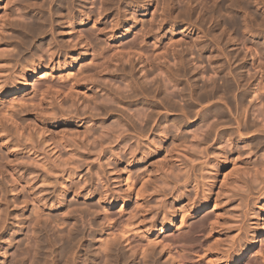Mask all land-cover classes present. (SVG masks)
Segmentation results:
<instances>
[{
  "label": "clouds",
  "instance_id": "obj_1",
  "mask_svg": "<svg viewBox=\"0 0 264 264\" xmlns=\"http://www.w3.org/2000/svg\"><path fill=\"white\" fill-rule=\"evenodd\" d=\"M24 3L25 0H8L7 8L15 12ZM52 3L45 0L39 6L47 10L40 13L47 15V20L13 25L23 29V38L11 37L18 41V51L0 71V111H11L13 116L0 122V136L7 137L0 142V149L11 141L30 158L35 153V158L47 165L43 176L39 172L25 176L15 170L14 177L7 170L8 153L0 150V264H128L131 256L125 248L114 245L104 249L95 240L107 223L106 219L101 222L98 214L111 204L110 197L129 195L128 188L121 186L123 181H114L112 173L149 164L172 142L189 146L187 155L170 153L171 170L152 166L154 179L144 193V203L148 205L144 211L160 216L161 224H171L174 217L191 213L196 206L194 197L203 199L209 195L220 169L234 163L232 157L238 154L249 172L236 178L235 182L243 187L230 193L229 199L238 200L240 205L235 244L245 241L249 230L260 223L257 209L264 199V139L251 144L245 140L252 131L264 130V119L253 117L248 122L221 117L230 111L229 104L235 106L236 93L255 77V72L246 77L237 67L242 57L251 59L264 87V0H60L67 7L64 13H52ZM77 8L78 15L74 14ZM104 13H111L110 20L102 21ZM149 14L151 18L145 19ZM53 17L61 27L85 26L77 32L84 45L78 55L73 56L69 52L71 45L57 39L59 33L52 31L50 23ZM138 25L142 27L137 30ZM44 33L52 34L47 44L41 40ZM180 34L184 38L167 47L166 62L142 59L138 69L121 60L115 69L122 74L121 89L98 80L99 86L91 89L93 99L81 97L74 108L66 107L69 101L63 95L45 96L43 110L30 106L41 100L42 89L35 88L37 82L45 88L57 80L70 84L73 78L66 73L89 49L99 56L110 53L114 43L131 40L126 47L143 49L150 57L171 36ZM110 59L108 56L104 62ZM85 67L98 72L102 65ZM137 71L141 75H136ZM154 72L156 78L149 79ZM9 94L20 95L28 103L9 104ZM260 98L264 99V95ZM84 104L89 107L84 109ZM125 104L129 106L123 107ZM140 104L147 107H136ZM109 113L117 114V123L112 127L122 129L119 136L112 135L111 127L105 123ZM30 114L46 128L71 121L86 125L87 131L76 142L63 143L52 133L53 147L60 146L59 154H53L51 149H44V141L35 132L31 141L24 139ZM260 115L264 116V110ZM194 127L195 132L191 130ZM21 129H25L24 135ZM221 129L226 131L221 133ZM73 152L88 153L94 160L79 159L75 168H65L61 156ZM101 156L105 159L101 160ZM250 156L254 159L245 160ZM81 168L86 170L80 172ZM147 174L146 167L137 173ZM37 179H42L43 184L36 185ZM21 180L25 182L21 184ZM26 205H31L27 215ZM13 208L22 210L10 216ZM211 219H206L205 229ZM82 244L77 260L75 252ZM152 264H157L155 256Z\"/></svg>",
  "mask_w": 264,
  "mask_h": 264
},
{
  "label": "rangeland",
  "instance_id": "obj_2",
  "mask_svg": "<svg viewBox=\"0 0 264 264\" xmlns=\"http://www.w3.org/2000/svg\"><path fill=\"white\" fill-rule=\"evenodd\" d=\"M1 1V0H0ZM38 1V2H37ZM43 0H36V1H34V0H25V3H24V7H16L15 8V12H13L12 13V15H14L13 17L14 18H17L16 20L18 21L19 19V21H31V19L30 18H33L32 20H35L36 21V19H38V18H40V19H44V15H39V13H42V12H44V13H46L47 12V10L46 9H43V8H41V7H38V5L41 3H43V2H45V1H43ZM6 1H1L0 2V12H1V10L4 8V6L3 5H5L4 3H5ZM32 2H34V3H32ZM57 2V5L55 4ZM36 3H37V6H36ZM54 3V4H53ZM52 3V7H51V10H52V12L53 13H56V12H61V13H64V12H67V7H65V6H63V7H60V6H62L60 3H58V0H54V2ZM34 4V5H33ZM40 4V5H41ZM59 4V5H58ZM28 5V6H27ZM39 5V6H40ZM54 5V6H53ZM1 6H3V7H1ZM35 6H36V8H35ZM56 6V7H55ZM58 6V7H57ZM55 7V8H54ZM32 8V9H31ZM54 8V9H53ZM60 8V9H59ZM62 8V9H61ZM5 9V8H4ZM38 9V10H37ZM41 10H44V11H41ZM3 11H5V10H2V12ZM54 11H56V12H54ZM152 11V13H154L155 12V8L153 7V9L151 10ZM0 13V21H2V17H4V16H2L1 14H3V13ZM18 12H21V13H18ZM36 13V14H35ZM18 15L19 16V18L18 17H15V15ZM19 14H21V15H19ZM74 14H76V15H78L79 14V8H77L76 10H75V13ZM39 15V16H38ZM36 16L38 17V18H36ZM21 17V18H20ZM26 17V18H25ZM42 17V18H41ZM10 18H11V16H10ZM13 18V19H14ZM26 20H25V19ZM45 18H47L46 17V15H45ZM110 18H111V13H104V15H103V17H102V21H104V20H110ZM145 19H150L151 18V14H149V16H147V17H144ZM5 19V21H4V23L2 24V22H0L1 24L0 25H2V26H0V33L1 32H3L4 31V33H1L0 34V48H1V46L3 47L4 46V48L2 49V50H4L5 51V54L7 53V55L8 56H6L5 55V60L3 59V60H0V71H2L3 69H4V67L5 66H7L10 62H11V58H12V56H13V54L16 52V51H18V49H17V43H18V41L17 40H15V39H11V37H15L16 35L18 36L19 35V32H17V31H15L17 28H20V27H11V29L7 26V22H6V19H7V17H5L4 18ZM12 19V18H11ZM43 19H42V21H43ZM48 19V18H47ZM46 19V20H47ZM53 22L51 23L52 25V28L55 30H53L52 29V31L53 32H56V33H59V35L57 36V39L58 40H62V41H64V42H66L67 44H69V45H71V48L69 49V52L73 55V56H76V55H78L81 51H82V49H83V47H84V45L82 44V38H81V36L80 35H77V32H82L83 30H84V25H80V24H76V25H74V26H63V27H61V26H59V25H57L56 23H55V18L53 17ZM16 21V22H17ZM22 21L20 22V23H22ZM6 22V23H5ZM15 22V23H16ZM5 24V25H4ZM99 26V25H98ZM140 26L141 25H139L138 26V29L140 28ZM168 26V24H167V22L165 23V27H167ZM12 28H13V31H12ZM5 29V30H4ZM8 30V31H7ZM18 30H21V28L20 29H18ZM6 31V32H5ZM117 31V33H119V29L118 30H116ZM17 33L16 35L15 34H12V33ZM12 34V35H11ZM7 36V37H9V39H2L3 37H5V36ZM51 33H47V34H44L42 37H41V40L45 43V44H47V43H49L50 41H51ZM1 36H3V37H1ZM19 37V36H18ZM175 38V37H177V38H179V40H180V38H184L183 36H182V34H180V35H175V36H171L169 39H168V41H166V43H165V45L166 46H170V45H172L171 43L172 42H174V41H172L171 42V40H172V38ZM150 40H151V37H148ZM173 38V39H174ZM175 39V40H177L176 41V43L179 41L178 39ZM7 40V41H6ZM169 40H170V42L171 43H168L169 42ZM121 41L122 40H120V41H118V43L120 42L121 43ZM37 43H40V41L38 40L37 41ZM117 42L115 43V47L113 46L112 48H113V51H112V54H110V53H107L108 55H110V57H111V59H112V61H109L110 63H108V65L109 66H107V67H104V65L106 66L107 65V63H105L104 65H103V67H101L99 70H98V72H96V73H94L93 71H91V70H89L88 68H86L85 67V65H88V64H92L91 62V58L93 57V54H94V52H93V50L92 49H89V51H88V54H85V55H81L80 57H79V61L76 63V64H74L73 66H72V69L70 70V71H68L67 73H66V75L67 76H69V77H71V78H73L72 80H71V83L70 84H73L74 86H73V88H75V90L74 89H69V91H68V93L66 92V95H65V93H63L62 95H63V97H65V99L66 100H68L69 101V103L66 105V107H68V108H74L75 107V104L77 103V102H81V97H85L84 99H87V100H92L91 98H93L94 96H95V93L91 90L92 88H94V87H98L99 86V84L97 83V81L99 80V81H103L104 82V84H111L112 86H114L115 88H117V89H121L122 88V85H121V75L122 74H120V73H118L117 71H115V69L116 68H118L119 66H120V62H121V60H124L125 61V65L126 66H128V65H132L133 63H134V65H135V67L136 68H140V66H141V59H147L146 58V56L144 57V58H140V55H138V53H136V51L134 50V49H131V51H132V53L130 54L129 53V49L127 50V48H126V50L123 48V46H121V48H119V44H118ZM167 43H168V45H167ZM119 45V46H116V45ZM174 44V43H173ZM114 45V44H113ZM165 45H162L163 46V48H166V49H161V52H158V54L159 53H161L160 55L161 56H165V54L164 55H162L163 54V50H165L166 51V56L167 57H162L161 58V56H160V58L158 59V57H157V60H156V62H159V63H163V62H166L167 60V58H168V52H167V47H165ZM161 46V47H162ZM10 47V48H9ZM116 47H118V48H116ZM160 47V48H161ZM10 49L9 51L10 52H6V49ZM115 48V49H114ZM159 48V49H160ZM7 49V50H8ZM120 49H122V50H120ZM125 50V52H124V50ZM133 50H134V53H133ZM164 51V52H165ZM118 52H120V53H118ZM117 53V54H116ZM124 53H128V54H130V55H127V54H124ZM137 55H136V54ZM103 54H106V53H103ZM105 55L106 57L108 56V55ZM132 54H133V56H132ZM152 54V53H151ZM154 54V53H153ZM157 54V52H156V55L154 54V55H151L150 57L151 58H148L149 60L151 59L152 61H153V59H155L156 57L155 56H157L158 55ZM94 56H95V54H94ZM128 56H130L129 58H128ZM138 56V57H137ZM90 57V58H89ZM97 57H100V56H97ZM153 57H155V58H153ZM135 58H136V60H135ZM153 58V59H152ZM165 58V59H164ZM242 58H243V60H242ZM241 58V61H243V62H240V63H242V64H238L237 65V67L239 68L240 67V69L244 72H246L247 71V75H248V73H249V75L250 76H252V73H254L255 72V77L253 78V79H251V81H250V83L246 86V87H244L243 89H244V91H240L239 93H243V94H245L244 92H246V91H248V92H246L247 93V96H246V94H245V96L247 97V98H244V95L243 94H241V96H240V94H238V93H236V99L237 100H235V106L237 105V103L239 102V106L237 105V109L235 108V106H233L232 104V106H230L231 108L233 107V110L235 111V113H231V112H233L232 111V109H230V107H228V109H230V111H227L226 112V114H224V117H226V119H229L230 117L229 116H231L232 118H235L234 116H235V114L237 115V112H238V109H239V114L240 115H237V117L238 116H242L241 115V113L243 114L244 113V111L246 110V112L244 113V119L246 120V119H248V120H250V121H252V118H253V115H254V117L256 116V114L258 115V120L259 119H264V116H263V118H262V116L260 115V111L261 110H264V102L262 103V102H260V101H264V99H261V98H258L257 99V97L259 96V94H260V91H257V88H258V86H259V84H258V82H260L261 80H262V77H261V75H260V73H259V71H257V70H255L254 69V67H253V63H252V61H251V59L250 58H244V57H242ZM8 59V60H7ZM110 59V60H111ZM133 59V60H132ZM147 59V60H148ZM132 60V61H131ZM151 60L149 61L150 63H151ZM248 60V61H247ZM155 61V60H154ZM153 61V62H154ZM244 63V64H243ZM2 65V66H1ZM239 65H241V66H239ZM245 67H244V66ZM145 67H147V65L145 66ZM243 67V68H242ZM247 67V68H246ZM244 68H245V70H244ZM248 69V70H247ZM103 70V71H102ZM81 71H83V72H81ZM100 71H102V72H100ZM100 72V73H99ZM245 72H244V75H245ZM251 72V73H250ZM92 73V74H91ZM90 74V75H89ZM96 74V75H95ZM136 75H141V72L140 71H137L136 73H135ZM156 73L154 72L153 73V76H151V77H149V79H154V77L156 78ZM247 75H245V76H247ZM85 76V77H84ZM259 76V77H258ZM29 79H32V77H31V75H29V77H28ZM261 78V79H260ZM260 80V81H259ZM87 87V88H86ZM250 88V89H249ZM242 89V90H243ZM248 89V90H247ZM82 90H84V92L82 91ZM20 90H16V92H19ZM74 91V92H73ZM85 91H86V94H85ZM256 91V92H255ZM70 92H73V95L72 96H69V93ZM87 92H88V94H87ZM90 92V93H89ZM251 92V93H250ZM257 92H259V94L257 93ZM79 93V94H78ZM255 93H257L258 95H256ZM48 93L46 92V93H44V94H42V95H40V97H41V100H43V103L40 105V106H38V109L40 108V110H43V107H44V104L46 103V101H45V96H49L50 97V95H47ZM239 95V97H243V101L246 103L247 102V104L249 103V105H248V107L246 108V107H243L242 105H243V101L241 100V98H239L238 97V95ZM250 94V95H249ZM15 94H9V96H8V98H7V100H6V102L7 103H9V104H14V103H16L17 101L21 104V105H26L28 102L27 101H25L24 99L23 100H18L17 98H15L13 101H12V97L14 96ZM17 95V94H16ZM69 97H68V96ZM92 95V96H91ZM94 95V96H93ZM256 97H255V96ZM70 97H72V98H70ZM89 98V99H88ZM238 98H239V100H238ZM254 98V99H253ZM245 99H246V101H245ZM242 101V103H241V101ZM260 100V101H259ZM237 101V102H236ZM105 102V101H104ZM107 102V101H106ZM244 103V104H245ZM260 103H262V105H263V107L262 106H259L260 108L262 107V109L260 110L259 108H258V105L257 104H259L260 105ZM240 104H242V105H240ZM247 104H245L246 106H247ZM230 105V104H229ZM228 105V106H229ZM244 105V106H245ZM257 105V106H256ZM34 110L35 109H37V108H35V107H37V105H35L33 102L31 103V105H30ZM129 105L128 104H125V105H123V107H128ZM258 109V110H260V111H257L256 109H255V107ZM89 107V104H84V109H87ZM136 107H138V108H146L147 107V105H143V104H140V105H136ZM214 107V105L212 106V105H210V108H213ZM242 107V108H241ZM253 107H254V109H253ZM245 108V109H244ZM236 109V110H235ZM244 109V110H243ZM251 110V111H250ZM206 111H207V109H206ZM240 111H242V112H240ZM252 111H255L254 112V114L253 113H251ZM256 111H257V113H256ZM256 113V114H255ZM228 114V115H227ZM248 114V116H246ZM49 116H51V115H53V114H51V113H49L48 114ZM250 115H252V116H250ZM250 116V117H249ZM237 117L235 118L236 120H238L237 119ZM102 117H98V118H96V119H101ZM222 118V117H221ZM11 119H13V116H12V112L11 111H0V122L3 120V121H6V120H11ZM27 124L29 125V127L27 128V134L26 135H24V133H25V129H21V134L22 135H24V139L26 140V141H31L32 139H33V133L35 132L36 133V135L38 136V138L39 139H41V140H43L44 141V139H45V141H44V144L45 145H43V147H44V149H51L52 150V152H53V154H59V152H60V146H58V147H53V145H54V143L52 144V140L51 139H49V137H50V135L52 134V133H55V135L57 136V137H60L59 138V140H60V142L61 143H63V142H65V141H70V142H76L78 139H79V137H80V135L81 134H83L84 132H85V130H83V129H85V128H87L86 126H78V125H75V124H73V123H71V121H67V122H64V121H62L61 122V124H60V126H56V127H52V126H49V127H47V129H46V127L44 126V128L43 127H41V126H43V125H39V121L38 120H35L34 119V115L33 114H30V115H28L27 116ZM81 119H83V120H91L92 119V117H81ZM105 119V123H106V125H111V127H112V125H115V123H117V114H114V113H109V115H108V117L107 118H104ZM200 119V117H198L197 118V120H199ZM249 122V121H248ZM36 125H39V130H37L36 131V129H37V127H36ZM110 127V126H109ZM78 128V129H77ZM117 128V127H116ZM82 129V130H81ZM195 129V127L194 128H192V131H196V130H194ZM111 130H112V128H111ZM114 130H116L115 129V127H114ZM113 130V131H114ZM46 131H48V132H46ZM79 131V132H78ZM224 131H226L225 129L223 130V129H221V132H224ZM261 131V133L260 132H258V131H252V135H250L249 137H247L246 138V140H245V143H250V142H252V143H254L255 142V139L258 137V138H260V140H261V137H260V134H261V136H262V138L264 139V131L263 130H260ZM32 133V135H31V133ZM121 132H122V129H120L119 127L117 128V130L116 131H114V132H112L111 131V134L112 135H117V136H119V135H121ZM45 133V134H44ZM48 133V134H47ZM86 133V132H85ZM114 133V134H113ZM257 133V134H256ZM50 134V135H49ZM254 135H256V137L254 136ZM45 138H44V137ZM30 137V138H29ZM65 137V138H64ZM5 138H7L6 136H3V137H0V142H3V141H5L6 139ZM27 138H29V139H27ZM43 138V139H42ZM51 138V137H50ZM77 138V139H76ZM255 138V139H254ZM4 139V140H3ZM46 139H47V141H46ZM65 139V140H64ZM248 139V140H247ZM251 141H250V140ZM253 139V140H252ZM249 141V142H248ZM9 142V144L7 145L8 146V149L9 150H7V149H5L4 147L2 148V149H0V150H2L3 152H6V153H8V161H9V163L7 164V170L10 172V173H12L13 174V176H16V171L15 170H19V171H21V172H23L24 173V175L25 176H28V175H31V174H33V173H36V172H39L40 174H41V176H43L44 175V169L47 167V165L42 161V160H40V159H36L35 158V153H33V155H32V157L30 158L29 156H28V154H27V152L26 151H24L23 149H18L19 150V152H18V156H19V158L21 159H19V161L20 162H22V160L23 161H25V162H23V163H27L26 165L27 166H29L30 164H31V166H33L34 164H35V162H36V164L34 165V166H36L35 168H31V169H26V168H24V165L25 164H23V163H20L19 161H18V159H15V160H11V158H10V155H9V152H11V150H13L14 149V146L13 145H11V144H13L11 141H8ZM11 142V143H10ZM121 142H123V136H121ZM47 143V144H46ZM50 143V144H49ZM174 142H172L171 144H169L168 146H167V150L165 151V152H163V153H160L156 158H154L153 160H151V161H149V164H146V165H134L133 167H131V168H129V169H127V170H124V171H121V172H119V173H116V172H113L112 173V178H113V180L114 181H123V184L121 185L122 187H127L128 188V190H129V196H130V194L132 195V196H128V198H127V196H121L119 193L117 194V195H115V196H112V197H110V199H111V203H115V204H117L118 203V207H120V205H121V207L123 208V207H130V205H131V207H130V212L132 213V215H127V216H129L127 219H125L126 221H124V224L126 223V222H128V223H126L125 225H127V227L124 225L121 229H123L122 231L121 230H119L117 233H115V234H113L112 236H110L109 237V241L112 243V246H107L108 247V249H110V248H112L113 247V245H119L121 248H125L126 250H127V253L131 256V259H129L128 261V264H150L151 262H152V258L155 256V258H156V262L158 263V262H162V264H170V258H169V256H168V254H166L165 253V251L162 249L163 247L162 246H160L159 245V242H158V239H157V233L159 234V232L161 231L162 232V230H163V228H166V225L167 224H161V217L160 216H153L152 215V213L150 212V211H147V212H145L144 210L148 207V205H146L145 203H144V193H145V191L148 189V186L153 182V179H154V177H153V175H152V166H155V167H157V168H161V169H167V170H171V167H170V163H169V161H168V156H169V154H170V152H171V150L173 151V150H176V148L178 147V149H179V147H180V145L179 144H173ZM52 144V145H51ZM49 145V146H48ZM59 145V144H58ZM172 145H176L177 147L175 148V147H172ZM27 146V145H26ZM195 146V145H194ZM194 146H191V147H194ZM15 147H16V145H15ZM182 147V146H181ZM180 147V149L181 150H177V151H179L178 153H176V151H173V152H171V153H173L174 155H175V153H176V155H177V157H179L180 155H181V153H183L184 155H187V149L188 148H186L187 147V145H186V147L184 146V148L185 149H183V147L181 148ZM196 147V146H195ZM17 148V147H16ZM170 148H171V150H170ZM170 151H169V150ZM7 150V151H6ZM54 150V151H53ZM9 151V152H8ZM58 151V152H57ZM106 151V150H105ZM41 155H43V152H41ZM137 155L139 156L140 154L139 153H137ZM175 155V156H176ZM167 156V157H166ZM166 157V158H165ZM235 157V158H234ZM234 157H232V159H234L235 161H236V163L234 164V163H231V164H229V165H226V166H224L223 168H225L221 173H220V171H219V173H218V175L217 176H219V177H217L216 176V179H215V185H214V190L215 191H217L218 192V189L222 186L221 184L223 183V180L226 182V183H228L227 184V187H229V188H227L226 186H224L223 188V190H224V192H225V194H227V195H225L224 197H223V192H222V196H220L219 197V199H222V201H221V207L222 208H220L219 209V216H216L215 218H212V224H213V226L212 225H210V227H209V229L208 230H206V232H205V237H204V241H205V246H203V249H201L200 250V253L197 255L196 254V261H197V263H200V264H226V263H228V261L230 260V259H234L233 257H235V253L236 252H238L239 251V253H241V251L242 250H244V251H246L249 247L248 246H250L251 245V241H252V239L255 237V236H257V234H258V232L261 230V228H262V223H263V221H264V215L262 214V212H261V208H264V199H261L260 201H259V203H260V205H261V207L259 208V209H257V211H258V217H259V221H260V223H259V226H255V227H252L250 230H249V232H248V234H249V236H248V238L245 240V241H243L241 244H235V240H236V236H237V231H238V229H237V219H238V217H239V209H240V205H239V201L238 200H232V199H229L228 197V195H230L229 193H232V189H231V192H230V188H235V190L237 191L238 190V188L240 189V188H242L243 186H241L238 182H235L234 180H236V178L238 177V175L240 174L241 175V173L243 172V174L244 175H247L248 173H246V172H248V168H247V164L245 163L244 164V160L242 161V160H240V159H238L237 157H238V154H236V156H234ZM34 158V159H33ZM79 159H84V160H94V157H92V156H89V154L88 153H81V154H77V153H70L69 155H65V156H61V163H62V165L65 167V168H75L76 166H77V163H78V160ZM100 159L101 160H103V159H105V157L104 156H101L100 157ZM251 159H254V156H250V157H246L245 158V160H251ZM33 160L35 161L34 163H33ZM38 160V161H37ZM242 161V162H241ZM163 162V163H162ZM241 162V163H240ZM14 163V164H13ZM16 163V164H15ZM19 163H20V165H19ZM33 163V164H32ZM43 165H42V164ZM238 163H240V164H238ZM22 164H23V166H22ZM10 165V166H9ZM41 165L44 167H42L41 168ZM237 165V166H236ZM242 165V166H241ZM39 166V167H38ZM22 167V168H21ZM97 167V165L93 162V164H92V168H93V170H95V168ZM121 168L123 167V166H120ZM142 167H146V168H148V174L147 175H144V176H140V175H137V173H139L140 171H141V168ZM241 167V168H240ZM30 168V167H29ZM237 168V169H236ZM243 168H245V169H243ZM246 168H247V171H246ZM22 169V170H21ZM235 169V170H234ZM86 169H83V168H81V169H79V171L80 172H83V171H85ZM221 170V169H220ZM237 170H239V173H236V172H238ZM241 170V171H240ZM244 170V171H243ZM15 171V172H14ZM227 172V173H225V172ZM235 171V173H232V172H234ZM246 171V172H245ZM241 172V173H240ZM246 174H245V173ZM224 174H226V175H223ZM236 174H238V175H235ZM242 174V175H243ZM54 175V174H53ZM239 175V176H240ZM126 177H127V179H126ZM51 178V177H50ZM131 181H132V183H131ZM231 183H230V182ZM25 181L24 180H21L20 181V183L21 184H23ZM235 182V183H234ZM129 185H128V184ZM234 183V184H233ZM236 183H238L239 184V186H237L236 185ZM35 184L36 185H42L43 184V181H42V179H37L36 181H35ZM229 185V186H228ZM230 185H231V187H230ZM236 185V186H235ZM237 187V188H236ZM225 188H227V190L225 191ZM214 191V196H216V194H217V192H215ZM229 191V192H228ZM226 196H228V197H226ZM126 197V198H125ZM197 197V196H196ZM196 197L194 198V200L196 199ZM11 198V197H10ZM117 198V199H116ZM199 198H200V196H199ZM21 199H22V197H21ZM201 199V198H200ZM226 199V201L224 202V200ZM229 199V200H228ZM120 200V201H119ZM228 200V201H227ZM230 201V202H229ZM224 202V203H223ZM228 202V203H227ZM121 203V204H120ZM120 204V205H119ZM226 204H227V206H226ZM263 204V205H262ZM27 206V207H26ZM25 207L28 209V211L25 213L26 215L27 214H29L30 212H31V205H26ZM226 207H228L227 209H226ZM117 208V206L115 207V206H113L112 207V210H115ZM224 208L226 209V210H224ZM22 209H20V208H13L12 209V211L11 212H9V215L10 216H13V215H17L20 211H21ZM129 212V211H128ZM102 212H99V214H98V219H100V220H102L101 222H103L104 221V219H103V216H102V214H101ZM131 218V219H130ZM37 219H39V216L37 217ZM254 220L256 219L255 217L253 218ZM179 222V221H181V217L179 216L178 218H173V222L171 223V225L173 226V225H175V223L176 222ZM72 222H74V221H72ZM174 223V224H173ZM106 224V223H105ZM129 225V226H128ZM171 225L169 226V227H171ZM106 226L107 225H104V227H103V229L101 230V231H99V232H97V234H96V236L97 237H95V238H97L96 239V245H97V243H101V241L100 240H102V237H105V230H106ZM211 226H212V228H211ZM130 227V228H129ZM160 228H161V230H160ZM105 229V230H104ZM126 229V230H125ZM170 229V228H169ZM181 229V228H180ZM164 231H167V229L166 230H164ZM6 234H7V230H6ZM138 234V235H137ZM141 234H143L142 236H145L144 237V239H146V240H143L145 243V245L143 244V249L142 250H140V251H138V253L136 252V254H135V251L134 250H132L129 246H128V241L126 240V238L127 237H129V236H133V235H136V236H141ZM145 234V235H144ZM101 235H102V237H101ZM98 239H100V240H98ZM112 239V240H111ZM114 239V240H113ZM250 239V240H249ZM127 241V242H126ZM248 241V242H247ZM85 244H86V241L84 242ZM111 245V244H110ZM98 246V245H97ZM100 246V245H99ZM100 247H103L104 249L106 248V246H100ZM162 247V248H161ZM82 248H83V244H82V246H81V248H80V250L79 249H77L76 250V252H75V258H77V260H79V258H80V255H81V251H82ZM130 248V249H129ZM238 248L240 249V250H238ZM107 249V248H106ZM235 249L237 250V251H235ZM161 250H163V251H161ZM216 250V251H215ZM142 251V252H141ZM217 251H219V252H217ZM228 251V252H227ZM235 251V252H234ZM133 252V253H132ZM146 252V253H145ZM216 253V254H215ZM148 254V255H147ZM79 255V256H78ZM146 255V256H145ZM227 255H229V258H227ZM222 257H225V259L224 258H222ZM231 257V258H230ZM169 259V260H168ZM222 259V260H221ZM219 260H221L220 262H219ZM169 261V262H168ZM217 261H218V263H217ZM146 262V263H145ZM160 263H158V264H160ZM152 264V263H151ZM263 264H264V260H263Z\"/></svg>",
  "mask_w": 264,
  "mask_h": 264
},
{
  "label": "bare ground",
  "instance_id": "obj_3",
  "mask_svg": "<svg viewBox=\"0 0 264 264\" xmlns=\"http://www.w3.org/2000/svg\"><path fill=\"white\" fill-rule=\"evenodd\" d=\"M1 1H6L4 4L5 5H3L4 6V8L2 9V10H5V11H3L2 12V10H1V12L3 13V14H1L2 16H4V17H2V21H0V22H2V24L4 23V21H5V17H7V19H6V22H7V26L11 29V27H13V25H18V24H21L20 22L22 21H17L16 19L17 18H14L13 16L14 15H12V13H13V11L12 10H9L8 8H7V3H8V0H1ZM0 1V2H1ZM34 1H36V0H34ZM43 1H45V0H43ZM42 1V2H43ZM38 2V1H37ZM53 2H54V0H53ZM32 3H34V2H32ZM44 3V2H43ZM42 3V4H43ZM58 3H60V0H58ZM35 4V3H34ZM33 4V5H34ZM41 4V3H40ZM39 4V5H40ZM41 4V5H42ZM54 4V3H53ZM56 5H57V2L55 3ZM39 5H38V7H39ZM59 5V4H58ZM3 6H1V7H3ZM28 6V5H27ZM36 6H37V3H36ZM36 6H35V8H36ZM54 6V5H53ZM24 7V6H23ZM52 7V6H51ZM56 7V6H55ZM54 7V8H55ZM58 7V6H57ZM60 7H63V6H60ZM66 7V6H65ZM53 8V9H54ZM64 8V7H63ZM32 9V8H31ZM60 9V8H59ZM62 9V8H61ZM38 10V9H37ZM41 11H44V10H41ZM52 11V10H51ZM0 12V13H1ZM54 12H56V11H54ZM18 13H21V12H18ZM53 13V12H52ZM14 14V13H13ZM22 14V13H21ZM21 14H19V15H21ZM36 14V13H35ZM39 15H40V13H39ZM38 15V16H39ZM10 16H11V18H10ZM22 16V15H21ZM42 16V15H41ZM1 17V16H0ZM15 17H18L19 18V16L16 14L15 15ZM43 17V16H42ZM41 17V18H42ZM46 17H47V15H46ZM14 18V19H13ZM21 18V17H20ZM26 18V17H25ZM24 18V19H25ZM36 18H38L37 16H36ZM48 18V17H47ZM47 18H45V15H44V19H43V21L44 20H46ZM31 19V22H33V23H37V22H39V21H42V19H40V18H38V19H36V21L35 20H32L33 18H30ZM53 19V18H52ZM51 19V21L53 22V20ZM26 20V19H25ZM17 21V22H16ZM50 21V23H52ZM5 22V23H6ZM16 22V23H15ZM23 22V21H22ZM1 24V23H0ZM5 25V24H4ZM52 25V24H51ZM0 26H2V25H0ZM53 26V25H52ZM139 26V25H138ZM138 26H137V30H138ZM142 26H140V28H141ZM14 28V27H13ZM13 28H12V31H13ZM21 28V27H20ZM20 28H17L15 31H17V32H19V37H21V38H23L22 36H21V33L23 32V29L21 28V30H18V29H20ZM53 29V28H52ZM5 30V29H4ZM54 30V29H53ZM1 31V30H0ZM8 31V30H7ZM55 31V30H54ZM6 32V31H5ZM1 33H4V31L3 32H1ZM0 33V34H1ZM12 34H17V33H12ZM11 34V35H12ZM44 34H47V33H44ZM43 34V35H44ZM5 36V35H4ZM17 35L15 36V37H18ZM1 37H3V36H1ZM174 38V37H173ZM172 38V40H171V42L172 41H174V42H170V40H169V42L168 43H171L172 45H173V43L175 44L176 43V41L177 40H175L177 37H175L174 39ZM149 39V38H148ZM178 40H179V38H177ZM180 39H182V38H180ZM1 40V39H0ZM150 40V39H149ZM7 41V40H6ZM168 41V40H167ZM179 42V41H178ZM177 42V43H178ZM118 43V42H117ZM120 43V42H119ZM118 43V44H119ZM168 43H167V45H168ZM116 45V46H119V48H121V46H123V48L126 50V48H127V50L129 49V53L131 52L132 53V51H131V49H134L135 51H136V53H138V55H140V58H144L145 56H146V58L148 59V58H151V57H149V54L147 53V52H145L143 49H137V48H135V47H133V46H129V47H126L125 46V44H129V45H131L132 44V41L131 40H128V41H124V40H122L121 41V43L119 44V45ZM165 45V44H164ZM114 47H115V43H114V45H113ZM169 46V45H168ZM168 46H166L165 45V47H168ZM4 48V46L2 47L1 46V48H0V60H5V55L6 56H8L7 55V53L5 54V49L4 50H2ZM10 48V47H9ZM116 48H118V47H116ZM118 48V49H119ZM163 48V46L160 48V49H158L157 51H155V52H153L155 55H156V52H157V54H158V52H161V49ZM8 49V48H7ZM6 49V52H10L11 50L10 49H8L7 50ZM115 49V48H114ZM123 49V50H124ZM163 49H166V48H163ZM10 50V51H9ZM120 50H122V49H120ZM125 50H124V52H125ZM126 50V51H127ZM134 50H133V53H134ZM112 51H113V48H112ZM112 51H111V53L110 54H112ZM165 50H163L162 52H163V54L162 55H164L165 54V56H161L160 54L161 53H159L157 56H155V57H153V58H155V59H153V61L154 62H156V60H157V57L160 55L161 56V58L162 57H167L166 56V51L164 52ZM118 53H120V52H118ZM130 53V54H131ZM135 53V54H136ZM151 54V55H154V54ZM107 54V53H106ZM106 54H103V53H101L99 56L100 57H97L96 55L94 56V54H93V57L90 59L92 62L91 63H95V64H100V65H102V67H103V65L105 64V59H106ZM117 54V53H116ZM124 54H127V55H130V54H128V53H124ZM108 55V54H107ZM137 55V54H136ZM108 56H110V55H108ZM107 56V57H108ZM132 56H133V54H132ZM135 56V55H134ZM133 56V57H134ZM160 56L158 57V59L160 58ZM130 56H128V58H129ZM138 57V56H137ZM90 58V57H89ZM160 58V59H161ZM245 58V57H244ZM145 59V58H144ZM163 59V58H162ZM165 59V58H164ZM8 60V59H7ZM133 60V59H132ZM131 60V61H132ZM135 60H136V58H135ZM142 60V59H141ZM149 60V59H148ZM151 60V59H150ZM149 60V61H150ZM167 60V59H166ZM242 60H243V58H242ZM110 61H112V59L110 60ZM153 61L151 60V63H153ZM248 61V60H247ZM241 62H243V61H241ZM2 63V62H1ZM0 63V64H1ZM108 63H110V62H107V65L105 66L104 65V67H107V66H109L108 65ZM134 64V63H133ZM132 64V65H133ZM240 64H242V63H240ZM244 64V63H243ZM2 66V65H1ZM135 66V65H134ZM146 66V65H145ZM239 66H241V65H239ZM244 66V65H243ZM246 66V65H245ZM244 66V67H245ZM103 67V68H104ZM243 68V67H242ZM247 68V67H246ZM102 69V68H101ZM100 69V70H101ZM239 69H240V67H239ZM243 70V69H242ZM244 70H245V68H244ZM248 70V69H247ZM103 71V70H102ZM102 71H100V72H102ZM81 72H83V71H81ZM99 72V73H100ZM243 72V71H242ZM245 72V71H244ZM244 72H243V74H244ZM94 73H96V72H94ZM251 73V72H250ZM92 74V73H91ZM97 74V73H96ZM95 74V75H96ZM90 75V74H89ZM245 75H247V71L245 72ZM252 75H253V73H252ZM247 76H250L249 75V73H248V75ZM246 76V77H247ZM85 77V76H84ZM259 77V76H258ZM154 79H155V77H154ZM261 79V78H260ZM260 81V80H259ZM252 82V81H251ZM260 83V84H259ZM249 84V83H248ZM247 84V85H248ZM251 84V83H250ZM258 84H259V86H258V88H257V91H260V94H259V92H257L258 94H259V96L257 97V99L258 98H260L262 95H264V87H262V85H261V81L260 82H258ZM73 84H69V83H67V82H60V81H55L53 84H50L47 88H45L44 87V85L42 84V83H39V82H37L36 84H35V88L36 89H42L40 92H39V95H42V94H44V93H48L47 95H50V97H52V98H59V96L60 95H62L63 93H65V95H66V92L68 93V91H69V89H74L75 90V88H73ZM87 88V87H86ZM64 89H66V90H64ZM243 89V88H242ZM245 89V88H244ZM244 89L243 90H241V91H244ZM250 89V88H249ZM248 90V89H247ZM83 92H84V90H82ZM74 92V91H73ZM73 92H70L69 93V96H72L73 95ZM246 92H248V91H246ZM246 92H244L245 94H246V96H247V93ZM256 92V91H255ZM90 93V92H89ZM238 94H240V96H241V94H243L242 92L241 93H239V92H237ZM249 93V92H248ZM251 93V92H250ZM257 93H255L256 95H258ZM79 94V93H78ZM85 94H86V91H85ZM87 94H88V92H87ZM237 94V95H238ZM245 94H243L244 95V98H247L246 96H245ZM250 95V94H249ZM68 96V95H67ZM68 96V97H69ZM92 96V95H91ZM94 96V95H93ZM255 96V95H254ZM238 97H239V95H238ZM256 97V96H255ZM15 98H17L18 100H23V98L20 96V95H14L13 97H12V101L15 99ZM65 98V97H64ZM70 98H72V97H70ZM85 98V97H84ZM239 98H241V97H239ZM239 98H238V100H239ZM89 99V98H88ZM91 99H93V98H91ZM243 99V97L241 98V100ZM254 99V98H253ZM237 100V99H236ZM240 100V101H241ZM243 101V100H242ZM242 101H241V103H242ZM245 101H246V99H245ZM260 101V100H259ZM237 102V101H236ZM260 102H264L263 100L262 101H260ZM33 103L35 104V105H37V107H35V108H37L38 109V106H40L42 103H43V100H40L39 102H35V101H33ZM105 103H106V101H105ZM245 102L243 101V105L242 104H240V105H242L243 107H248V105H249V103L247 104V102L245 103V104H247V106L244 104ZM262 103H260V105L259 104H257L258 105V108L261 110L262 109V107H263V105H262ZM236 104V103H235ZM237 105L239 106V102L237 103ZM237 105L235 106V108L237 107ZM245 105V106H244ZM251 105V104H250ZM249 105V106H250ZM256 105V106H257ZM213 106V105H212ZM230 106H232L231 104L228 106V107H230ZM259 106H262L261 108L259 107ZM210 107V106H209ZM215 107V106H214ZM255 107V106H254ZM254 107H253V109H254ZM238 108V107H237ZM236 108V109H237ZM242 108V107H241ZM40 109V108H39ZM230 109H232V111L233 112H231V113H235V111L233 110V107L231 108L230 107ZM235 109V110H236ZM240 109V108H239ZM239 109H238V112H237V115H240L239 114ZM245 109V108H244ZM243 109V110H244ZM255 109L257 110V111H260V110H258L256 107H255ZM247 110V109H246ZM246 110L244 111V113L246 112ZM206 111V110H205ZM251 111V110H250ZM257 111H256V113H257ZM240 112H242V111H240ZM254 112L255 111H252L251 113H253L254 114ZM261 112V111H260ZM244 113L242 114L241 113V117L240 116H238L237 117V115L235 114V118L237 117V119H238V121H244L245 119H244ZM255 113V114H256ZM226 114V113H225ZM228 115V114H227ZM246 116H248V114L246 115ZM250 116H252V115H250ZM249 116V117H250ZM256 116L258 117V115L256 114ZM255 116V117H256ZM229 117H231V116H229ZM253 117H254V115H253ZM98 118V117H97ZM198 118V117H197ZM262 118H263V116H262ZM221 119H223V120H228V119H226V117H224V115L222 116V118ZM98 120V119H97ZM247 121H249V122H251L250 120H248V119H246ZM252 120H253V118H252ZM3 121V120H2ZM1 121V122H2ZM116 124V123H115ZM83 126H86V125H83ZM108 126V125H107ZM110 127H111V125H109ZM41 127H43L44 128V126H41ZM87 127V126H86ZM112 128V132H114V131H116L117 130V128L115 127V129L116 130H114V127H111ZM45 129V128H44ZM47 129V128H46ZM78 129V128H77ZM82 130V129H81ZM83 130H85V132L87 131V128H85V129H83ZM114 130V131H113ZM192 130V129H191ZM194 130H196V128L194 129ZM224 130V129H223ZM36 131H37V129H36ZM264 131V130H263ZM46 132H48V131H46ZM79 132V131H78ZM84 132V133H85ZM195 132V131H194ZM258 132H260L261 133V131H258ZM31 133V132H30ZM221 133H223V132H221ZM45 134V133H44ZM48 134V133H47ZM114 134V133H113ZM257 134V133H256ZM264 134V133H263ZM31 135H32V133H31ZM50 135V134H49ZM255 137H256V135H254ZM0 137H3V136H0ZM44 137V136H43ZM50 137H51V135H50ZM49 137V139H51L52 140V144L53 143H55V141L52 139V138H50ZM57 137V136H56ZM61 137V136H60ZM60 137H58V138H60ZM260 137H261V139H263L262 138V136H261V134H260ZM30 138V137H29ZM29 138H27V139H29ZM45 138V137H44ZM62 138V137H61ZM65 138V137H64ZM6 140H7V138H5ZM43 139V138H42ZM63 139V138H62ZM77 139V138H76ZM255 139V138H254ZM4 140V139H3ZM5 140V141H6ZM30 140V139H29ZM65 140V139H64ZM248 140V139H247ZM250 140V139H249ZM253 140V139H252ZM44 141H45V139H44ZM46 141H47V139H46ZM251 141V140H250ZM260 141V138H256L255 139V142L254 143H258ZM249 142V141H248ZM253 142V141H252ZM252 142H250V144L252 143ZM11 143V142H10ZM175 144H177L176 142H174ZM173 143V144H174ZM9 144V142H7V143H4V145H3V147L5 148V149H7V150H9L8 149V145ZM47 144V143H46ZM50 144V143H49ZM51 144V145H52ZM11 145H13L14 146V149L13 150H11V152H9V155H10V158H11V160H15V159H18V161H19V156H18V152H19V150H18V148H16L15 147V145L14 144H11ZM45 145V144H44ZM49 146V145H48ZM59 145L57 144L55 147H58ZM192 146H194V145H192ZM54 147V148H55ZM172 147H177L176 145L174 146V145H172ZM181 147V146H180ZM180 147H179V149H178V147L176 148V150H173V151H176V153H178L179 151H177V150H181L180 149ZM183 147V149H185L184 148V146H182ZM181 147V148H182ZM185 147H186V145H185ZM189 146H187L186 148H188ZM195 147V146H194ZM193 147V148H194ZM6 150V151H7ZM169 150V149H168ZM170 150H171V148H170ZM169 150V151H170ZM21 151V150H20ZM54 151V150H53ZM172 150H171V152H173ZM58 152V151H57ZM170 152V153H171ZM20 153V152H19ZM174 153V152H173ZM172 153V154H173ZM176 153H175V155H176ZM180 153V152H179ZM178 153V154H179ZM177 156V155H176ZM167 157V156H166ZM165 157V158H166ZM235 158V157H234ZM238 158V157H237ZM34 159V158H33ZM37 159V158H36ZM239 159V158H238ZM21 160V159H20ZM38 161V160H37ZM243 161V160H242ZM241 161V162H242ZM20 162V161H19ZM23 162H25V161H23L22 160V162H20V163H23ZM35 161L33 160V163H34ZM240 162V163H241ZM244 162V164H245V161H243ZM20 163H19V165H20ZM32 163V164H33ZM163 163V162H162ZM235 163H236V161H235ZM234 163V164H235ZM240 163H238V164H240ZM14 164V163H13ZM16 164V163H15ZM23 164H25L24 165V168H26V169H31V168H35L36 166H34L35 164H36V162H35V164L33 165V166H31V164L29 165V166H27L26 164L27 163H23ZM23 164H22V166H23ZM42 164V163H41ZM44 164V163H43ZM42 164V165H43ZM41 165V168L43 167ZM10 166V165H9ZM21 166V165H20ZM237 166V165H236ZM242 166V165H241ZM30 167V168H29ZM39 167V166H38ZM45 167V166H44ZM43 167V168H44ZM22 168V167H21ZM241 168V167H240ZM247 168H248V166H247ZM247 168H246V171H247ZM225 168H221V170H220V173L224 170ZM237 169V168H236ZM243 169H245V168H243ZM22 170V169H21ZM235 170V169H234ZM238 172H236V173H239V170H237ZM241 171V170H240ZM244 171V170H243ZM245 171V172H246ZM15 172V171H14ZM225 172V171H224ZM244 172V173H245ZM248 172H249V169H248ZM248 172H246V173H248ZM225 173H227V172H225ZM232 173H235V171L234 172H232ZM241 173V172H240ZM245 173V174H246ZM243 174V172L241 173V175ZM223 175V174H222ZM224 175H226V174H224ZM223 175V176H224ZM236 175H238V174H236ZM235 175V176H236ZM240 175V174H239ZM238 175V176H239ZM244 175V174H243ZM15 177V176H14ZM217 177H219V176H217ZM126 179H127V177H126ZM216 179V178H215ZM235 181V180H234ZM216 182V181H215ZM230 182V181H229ZM131 183H132V181H131ZM231 183V182H230ZM235 183V182H234ZM233 183V184H234ZM128 184V183H127ZM227 184L228 183H226L224 180H223V183L221 184L222 186L218 189V192L217 191H215L214 190V187L212 188V190H211V193L209 194V195H207V196H205L203 199H200L199 198V196H197L196 197V199L194 200V203L196 204V206L192 209V211H191V213H189V212H185V213H183V214H181L180 215V217H181V221H177L176 223H175V225H171V224H167L166 225V228H163V230H162V232L160 231L159 232V234L157 233V239H158V242H159V245L160 246H162L161 248L165 251V253L166 254H168V256H169V258H170V264H200V263H197V261H196V254L198 255L199 253H200V250L201 249H203V246H205L204 244H205V241H204V237H205V232H206V230H208L209 229V227L207 228V229H205L204 227H203V225L205 224V221H206V219L208 218V217H212V218H215L216 216H219V209L220 208H222L221 207V201H222V199H219V197L220 196H222V190L224 189L223 187L224 186H226L227 187ZM238 183H236V185H237ZM129 185V184H128ZM215 185V184H214ZM235 185V186H236ZM241 185V184H240ZM229 186V185H228ZM237 186H239V184L237 185ZM241 186H243V185H241ZM230 187H231V185H230ZM227 188H229V187H227ZM227 188H225V191L227 190ZM237 188V187H236ZM231 189H232V192H234V191H236L235 190V188H230V192H231ZM239 189V188H238ZM214 191L215 192H217V194H216V196H214L215 194H214ZM229 192V191H228ZM225 192L223 191V197L225 196V195H227V194H225ZM230 194V193H229ZM129 196V195H128ZM128 196H127V198H128ZM130 196H132L131 194H130ZM129 196V197H130ZM229 196V195H228ZM228 196H226V197H228ZM126 198V197H125ZM195 198V197H194ZM229 198V197H228ZM117 199V198H116ZM129 199V198H128ZM221 200V201H220ZM229 200V199H228ZM227 200V201H228ZM120 201V200H119ZM226 201V199L224 200V202ZM223 202V203H224ZM230 202V201H229ZM228 203V202H227ZM121 204V203H120ZM119 204V205H120ZM263 205V204H262ZM113 206H117V208L115 209V210H112V207ZM226 206H227V204H226ZM27 207V206H26ZM130 207H131V205H130ZM130 207L128 208V207H121V205H120V207H118V203L117 204H115V203H111V204H109V205H107L106 206V209H105V211L104 212H102L101 214H102V216H103V219L105 220H107V223L106 224H104V225H107L106 226V232H105V237H102V235H101V237H102V240H100V239H98V240H100L101 241V243L99 244V243H97V245L99 246H106V248L108 249V245L109 246H112V241L110 242L109 240V237L110 236H112L113 234H115V233H117L119 230H123V229H121L126 223H128V222H126L125 224H124V221H126L125 219H127L129 216H127V215H129L131 212H130ZM228 207H226V209H227ZM225 208H224V210H226ZM129 211V212H128ZM261 212H262V214L264 215V208H261ZM130 215H132V213L130 214ZM38 217V216H37ZM129 219V218H128ZM131 219V218H130ZM102 221V220H101ZM174 224V223H173ZM171 225V227H169ZM210 225H212L213 226V224H212V219H211V221H210ZM126 227H127V225H125ZM129 226V225H128ZM212 226H211V228H212ZM124 228V227H123ZM130 228V227H129ZM170 228V229H169ZM181 228V229H180ZM167 229V231H164V230H166ZM126 230V229H125ZM160 230H161V228H160ZM124 231V230H123ZM120 232V231H119ZM118 234V233H117ZM250 234V233H249ZM249 234H248V236H249ZM138 235V234H137ZM143 234H141V236L139 235V236H136V235H133V236H129V237H127L126 238V240L128 241V246L132 249V250H134L135 251V254H136V252L138 253V251H140V250H142L143 249V244L145 243L143 240H146V239H144V237L145 236H142ZM145 235V234H144ZM97 237V236H96ZM97 238H95V240H96ZM112 240V239H111ZM114 240V239H113ZM250 240V239H249ZM126 241V242H127ZM248 242V241H247ZM111 244V245H110ZM145 245V244H144ZM114 246V245H113ZM249 248L246 250V251H244V250H242L241 251V253H239V251L238 252H236L235 253V257H233L234 259H230L229 261H228V263H226V264H263V260H264V221H263V223H262V228H261V230L258 232V234H257V236H255L253 239H252V241H251V245L250 246H248ZM105 248V249H106ZM129 248V249H130ZM142 248V249H141ZM80 250V249H79ZM163 250H161V251H163ZM238 250H240L239 248H238ZM216 251V250H215ZM235 251H237L236 249H235ZM234 251V252H235ZM142 252V251H141ZM199 252V253H198ZM217 252H219V251H217ZM228 252V251H227ZM133 253V252H132ZM146 253V252H145ZM216 254V253H215ZM148 255V254H147ZM79 256V255H78ZM146 256V255H145ZM76 257V256H75ZM222 258H224L225 259V257H222ZM227 258H229V255H227ZM231 258V257H230ZM77 259V258H76ZM169 260V259H168ZM222 260V259H221ZM221 260H219V262L221 261ZM129 262V261H128ZM169 262V261H168ZM146 263V262H145ZM152 263V262H151ZM150 263V264H151ZM158 263H160V262H158ZM157 263V264H158ZM217 263H218V261H217ZM148 264V263H147ZM160 264H162V262L160 263ZM165 264V263H164ZM221 264V263H220Z\"/></svg>",
  "mask_w": 264,
  "mask_h": 264
}]
</instances>
